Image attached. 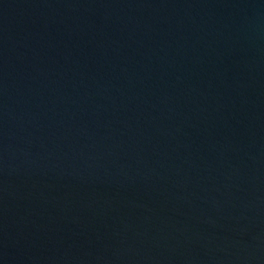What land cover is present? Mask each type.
<instances>
[{
	"label": "water",
	"instance_id": "1",
	"mask_svg": "<svg viewBox=\"0 0 264 264\" xmlns=\"http://www.w3.org/2000/svg\"><path fill=\"white\" fill-rule=\"evenodd\" d=\"M0 264H264V0H0Z\"/></svg>",
	"mask_w": 264,
	"mask_h": 264
}]
</instances>
